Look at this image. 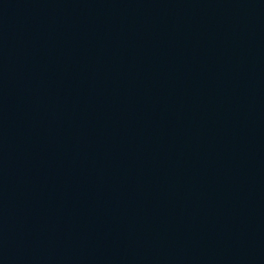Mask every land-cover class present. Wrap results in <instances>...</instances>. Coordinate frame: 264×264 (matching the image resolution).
<instances>
[{
	"label": "water",
	"instance_id": "1",
	"mask_svg": "<svg viewBox=\"0 0 264 264\" xmlns=\"http://www.w3.org/2000/svg\"><path fill=\"white\" fill-rule=\"evenodd\" d=\"M0 264H264V0H0Z\"/></svg>",
	"mask_w": 264,
	"mask_h": 264
}]
</instances>
